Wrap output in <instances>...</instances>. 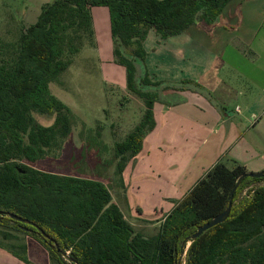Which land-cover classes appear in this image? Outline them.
<instances>
[{
    "label": "trees",
    "instance_id": "1",
    "mask_svg": "<svg viewBox=\"0 0 264 264\" xmlns=\"http://www.w3.org/2000/svg\"><path fill=\"white\" fill-rule=\"evenodd\" d=\"M229 1L51 0L35 24L22 26L11 45L13 56L0 64V211L34 222L54 241L8 216L0 217V225L29 228L27 234L49 251L51 264H179L188 243L186 264H264V177L245 178L227 221L192 239L199 227L228 208L231 191L248 173L242 165L229 168L218 162L159 227L146 229L126 220L102 182L33 167L71 132V110L51 94L50 84L85 45L94 46V7L108 8L113 60L125 67L128 90L145 104L140 122L115 141L122 174L155 128L158 91H186L192 85L204 92L191 80L173 85L149 78L144 42L150 31L163 40L180 35L198 21H215ZM139 62L144 65L140 78ZM34 114L54 115V122L41 125Z\"/></svg>",
    "mask_w": 264,
    "mask_h": 264
},
{
    "label": "crops",
    "instance_id": "2",
    "mask_svg": "<svg viewBox=\"0 0 264 264\" xmlns=\"http://www.w3.org/2000/svg\"><path fill=\"white\" fill-rule=\"evenodd\" d=\"M50 1L26 0L27 26L37 22L42 7ZM107 13L110 19L109 10ZM144 47L152 81L180 85L191 80L204 88L200 92L188 85L186 91H163L164 98L154 109L155 128L146 136L142 152L133 159L153 157V151L160 153L165 147L190 155L173 180V194L180 197L165 198L174 202L164 216L220 161L229 168L242 165L248 173L264 171V0H230L215 21H198L186 32L166 40L152 30ZM111 48L113 53V43ZM167 48L175 57V66L170 69L158 57ZM98 135L99 166L106 161L102 153L112 151L109 158L116 165L117 183L123 190L126 181L118 171L115 143H105L104 147L103 134ZM174 164L172 169L180 167ZM96 181L109 188L101 178ZM27 235L44 248L51 264L46 247ZM11 237L16 239L15 235ZM29 244L28 239L8 246L0 243V249L7 251L0 250V254L10 258L9 264H22V256L32 252L39 255V250H31ZM17 246L20 251L14 250Z\"/></svg>",
    "mask_w": 264,
    "mask_h": 264
},
{
    "label": "rangeland",
    "instance_id": "3",
    "mask_svg": "<svg viewBox=\"0 0 264 264\" xmlns=\"http://www.w3.org/2000/svg\"><path fill=\"white\" fill-rule=\"evenodd\" d=\"M26 4V0H0V64L13 56L11 45H15L19 40L22 26H27V22H30L24 17ZM93 9L94 46L85 45L69 69L50 84L51 94L71 110V134L66 139L58 140L47 155L33 167L41 171L81 178H101L111 189L114 201L119 204L131 225L137 229L159 227V220L164 217L163 212L168 211L174 202L166 201L165 198L180 197L179 193L173 194V180L190 155L178 154L177 151L165 147L160 153L153 151V157L141 156L137 160H131L123 171L126 181L123 190L117 183L116 165H113L109 158L112 151L102 153L106 161L103 167L99 166L98 134H103L104 147L106 144L112 146L115 141L122 140L142 119L145 104L141 98L128 90L125 67L113 60L108 8ZM169 52L171 51L167 48L158 57L163 60L164 66L170 69L175 66V57ZM140 64L139 62L137 65L138 78L144 76V65L141 64L142 68ZM146 70L148 72L147 66ZM162 82L173 84L169 81ZM143 89L147 90L145 87ZM158 94L163 100V88ZM34 117L44 126H50L54 122V115L34 114ZM178 146L181 147L180 144ZM174 163L180 167L172 169ZM245 196L246 192L242 194V197ZM21 231L16 230L11 222H6L5 226L0 225V243L8 246L9 243H22L28 239L31 250L33 247L37 248L39 255L32 252L22 256V264H50L44 248L29 239L26 231ZM8 235H15L17 241ZM189 245L190 243L180 254L179 264H186ZM14 250L20 251V248L17 246ZM67 253L69 255L70 251ZM65 261L69 262L67 258ZM9 263L10 258L0 254V264Z\"/></svg>",
    "mask_w": 264,
    "mask_h": 264
},
{
    "label": "water",
    "instance_id": "4",
    "mask_svg": "<svg viewBox=\"0 0 264 264\" xmlns=\"http://www.w3.org/2000/svg\"><path fill=\"white\" fill-rule=\"evenodd\" d=\"M248 177L260 179V178L264 177V171L259 172V173H246V174L242 175L238 179L236 185L234 186L233 190L230 193L228 208L223 213L217 215L212 221H210V222L206 223L205 225L199 227L197 232L192 236L193 240L198 239L208 230H210V229L214 228L215 226L220 225V224L227 221V219L229 218L230 213H231V209H232V205H233V197H234L238 187L240 186L241 182L245 178H248ZM4 216H8L11 219L18 221L22 224L33 226L34 228H36L38 230V232L41 235H43L45 237L46 240L54 241L53 238H51L48 234H46V232L40 226H38L37 224H35L32 221H30L28 219H24V218H22L18 215H15V214H6L5 212L0 211V217L2 218ZM1 218H0V222H1ZM20 228L23 229L24 231H29V228H27L23 225H20ZM66 256H68V255L66 254Z\"/></svg>",
    "mask_w": 264,
    "mask_h": 264
}]
</instances>
